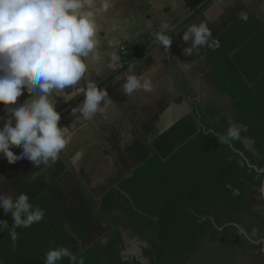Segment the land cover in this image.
I'll use <instances>...</instances> for the list:
<instances>
[{
    "label": "trees",
    "instance_id": "16d2710c",
    "mask_svg": "<svg viewBox=\"0 0 264 264\" xmlns=\"http://www.w3.org/2000/svg\"><path fill=\"white\" fill-rule=\"evenodd\" d=\"M216 50L205 48L206 78L218 93L228 97L230 107L223 113L214 106L193 108L151 144V155L131 176L99 200L102 215L121 212L124 222L115 220L114 229L81 254L84 264H144L124 259L121 228L128 227L146 244L142 258L149 264H177L192 257L199 243L216 232L218 217L228 224L244 214L251 194L264 182V29L248 15L222 34ZM231 126L240 137L219 143ZM245 141L251 148L245 146ZM52 183L38 178L25 194L33 206L42 207L44 194ZM43 208V207H42ZM28 228H16L18 240L7 229L0 231V264H45L50 249L67 247L70 236L48 221ZM70 227L80 239L89 232L87 217L71 212ZM223 224H219L218 227ZM74 254V253H73ZM255 264H264L258 254ZM58 264H71L68 258Z\"/></svg>",
    "mask_w": 264,
    "mask_h": 264
},
{
    "label": "crops",
    "instance_id": "0c3cea01",
    "mask_svg": "<svg viewBox=\"0 0 264 264\" xmlns=\"http://www.w3.org/2000/svg\"><path fill=\"white\" fill-rule=\"evenodd\" d=\"M241 12L254 16L264 29V0H113L107 13H97L100 60L89 64L87 75L100 88L107 89L111 105L92 120L77 119L80 114L74 116L72 109L83 101V96L68 89L69 102L62 96L54 97L55 110L61 115L58 126L70 128L69 143L56 162L49 160L39 167L27 160L10 165L0 154L3 182L0 193L15 200L22 189L42 178L45 183H52L43 199L53 188L61 192V196L65 190L73 189L87 208H92L100 219L114 228L110 217L115 218L116 213L121 212L100 214L99 200L150 157L142 128L145 133L147 128L155 133L162 123L169 121L166 127L172 126L193 108L213 106H198L202 96L204 103L210 104L213 89L222 96L206 78L209 71L207 55L203 53L206 47L193 50L191 56L186 55L184 49L192 44L183 41L184 31L192 24L206 22L214 38L239 22ZM164 23L169 25L166 34L173 40L169 52L154 37ZM121 46H125L128 53L136 52L137 59L124 60L119 52ZM113 54L119 57L116 63L112 62ZM120 62H126L122 65L123 70H118ZM152 65L159 66L153 76L155 90L126 97L120 89L125 82L121 77L128 67L134 66L139 75ZM87 78L81 86H86ZM224 98L230 103L228 97ZM29 99L25 90L13 107ZM217 109L223 113L227 110ZM9 118L6 106L0 104V130ZM10 150L17 156L22 154L19 148ZM12 189L16 190L12 193ZM75 211L85 214L75 209L70 213ZM99 218L97 220L101 222Z\"/></svg>",
    "mask_w": 264,
    "mask_h": 264
},
{
    "label": "clouds",
    "instance_id": "9594fccd",
    "mask_svg": "<svg viewBox=\"0 0 264 264\" xmlns=\"http://www.w3.org/2000/svg\"><path fill=\"white\" fill-rule=\"evenodd\" d=\"M112 6L113 0H0V104L6 106L10 117L0 130V154L10 165L27 160L39 167L59 159L71 136L69 127L58 126L61 115L55 110L54 97L62 96L69 102L68 89L83 96V101L72 109L74 116L80 114L77 119L92 120L111 105L107 89L87 75L89 64L100 60L97 13H107ZM239 18L248 20L244 12ZM168 31L169 25L164 23L154 37L169 52L173 40ZM182 39L185 43L191 41L192 46L184 49L189 56L201 47H220L206 22L189 26ZM111 59L116 63L119 57L113 54ZM158 70L159 66L152 65L138 75L134 66H129L121 77L125 82L120 90L126 97L140 91L153 92V76ZM86 78V86H81ZM25 90L30 99L13 107ZM239 137L240 129L231 126L219 143L227 144ZM13 147L22 154L17 156L10 150ZM0 208L4 215H11L13 228L9 235L14 242L19 238L16 228L40 223L47 211L33 206L24 192L15 200L0 194ZM237 228L238 235L250 238L244 228ZM5 229L7 224L0 221V231ZM257 231L254 228L252 234ZM64 258L71 264H84L67 247L50 249L45 264H58Z\"/></svg>",
    "mask_w": 264,
    "mask_h": 264
},
{
    "label": "rangeland",
    "instance_id": "374dc122",
    "mask_svg": "<svg viewBox=\"0 0 264 264\" xmlns=\"http://www.w3.org/2000/svg\"><path fill=\"white\" fill-rule=\"evenodd\" d=\"M129 68V67H128ZM123 70V69H118ZM124 73V72H123ZM209 89V88H208ZM211 90V89H209ZM212 91V90H211ZM202 98H204L202 96ZM202 98H199L198 106L203 108L205 105H213L222 110L230 107L229 100L223 96H219L213 89V94L210 96V104H205ZM209 98V97H207ZM141 129V128H140ZM143 129V135L147 138L152 136L154 131L147 128L146 133ZM139 146H142L138 143ZM245 146L251 148V144L245 141ZM0 178V185L3 184ZM16 189H12L13 193ZM262 188L258 192L251 194V199L247 211L235 219V223L228 224L227 219L220 215L216 223V232H212L209 236L203 239L195 251V254L187 258L185 261H180L177 264H254L258 254L264 253V195ZM1 194V193H0ZM61 196V192L52 189L47 193L41 202L42 207L46 209L48 221L53 226H63L66 229L68 223V214L73 209L84 212L89 219L90 236L88 238L78 240L79 248L72 244V252L79 253L88 246H92L97 241H105L110 228L97 220L98 216L92 208H87L85 203L79 197L75 190H65ZM3 209L0 208V221H4ZM115 220L124 222L122 213H116ZM102 219V218H101ZM103 220V219H102ZM124 220V221H123ZM223 224L221 227L218 225ZM114 225V221L111 223ZM237 225L244 228L250 238H245L238 235ZM257 229L253 235V229ZM68 232V230L66 229ZM122 238L125 249L122 252L124 259H138L144 264H149L147 259L142 258V252L147 248V244L128 227L121 228Z\"/></svg>",
    "mask_w": 264,
    "mask_h": 264
},
{
    "label": "water",
    "instance_id": "95a60500",
    "mask_svg": "<svg viewBox=\"0 0 264 264\" xmlns=\"http://www.w3.org/2000/svg\"><path fill=\"white\" fill-rule=\"evenodd\" d=\"M137 57H138V54H137L136 52H130V53L124 55L123 58H124V60H126V61H132V60L137 59ZM188 111H189L188 113H190V110H188ZM180 120H181V119H180ZM178 121H179V120H178ZM176 122H177V121H176ZM176 122H175V123H176ZM175 123H174V124H175ZM174 124H173V125H174ZM173 125H172V126H173ZM170 127H171V126H169V127H165V128H163V129H160V130H158V128H157L156 132H155L152 136H150L149 138H146V142H147L148 144H151L155 139H157L161 134H163L165 131H167ZM262 191L264 192V182H263V184H262ZM263 195H264V193H263ZM99 220L101 221L102 224L108 226L111 230L114 229L112 226H109L106 222H104V221L101 220L100 218H99ZM11 221H12L11 215H8V216L6 217L4 223H5V224H8V223L11 222ZM66 229L68 230V232H69L74 238H76V239L79 240V237L76 235L75 231L70 227V224H69V223H67V227H66ZM90 246H91V245H90ZM90 246L86 247L85 249L89 248ZM85 249L81 250V251H80L79 253H77V254H81V253H83V252L85 251ZM254 264H255V263H254Z\"/></svg>",
    "mask_w": 264,
    "mask_h": 264
},
{
    "label": "flooded vegetation",
    "instance_id": "af4514ba",
    "mask_svg": "<svg viewBox=\"0 0 264 264\" xmlns=\"http://www.w3.org/2000/svg\"><path fill=\"white\" fill-rule=\"evenodd\" d=\"M27 189V187L26 188H24V189H22L21 191H20V193L21 192H25V190ZM20 193H18V195L20 194ZM18 197V196H17ZM16 197V198H17ZM43 200V199H42ZM85 215V214H84ZM70 216V215H69ZM86 217H87V215H85ZM4 219H6V217L4 218ZM87 219H88V217H87ZM68 220H69V217H68ZM67 220V221H68ZM2 221V220H1ZM5 221V220H4ZM3 221V222H4ZM69 223V222H68ZM89 219H88V226H89ZM53 226V225H52ZM53 227H55V226H53ZM55 228H60V229H62L63 231H65L69 236H70V238H69V242L71 243V244H74V245H76V247L77 248H79V243H78V239H76V238H74L69 232H67L66 231V229H63V226H58V227H55ZM90 231L88 232V234H87V237L86 238H88L89 236H90ZM79 240H82V239H80L79 238ZM73 246V245H72ZM74 247V246H73ZM73 249V248H72ZM263 255H264V253H263Z\"/></svg>",
    "mask_w": 264,
    "mask_h": 264
},
{
    "label": "built area",
    "instance_id": "2783aa9c",
    "mask_svg": "<svg viewBox=\"0 0 264 264\" xmlns=\"http://www.w3.org/2000/svg\"><path fill=\"white\" fill-rule=\"evenodd\" d=\"M119 52H120V54L122 55V56H124V55H126V54H128V50H127V48L125 47V46H121L120 48H119ZM126 62H120L119 64H118V69H122V65L123 64H125Z\"/></svg>",
    "mask_w": 264,
    "mask_h": 264
},
{
    "label": "bare ground",
    "instance_id": "6f19581e",
    "mask_svg": "<svg viewBox=\"0 0 264 264\" xmlns=\"http://www.w3.org/2000/svg\"><path fill=\"white\" fill-rule=\"evenodd\" d=\"M165 123H167V124L162 123V124L158 127V130L165 128V127L168 125L169 121H167V122H165Z\"/></svg>",
    "mask_w": 264,
    "mask_h": 264
}]
</instances>
